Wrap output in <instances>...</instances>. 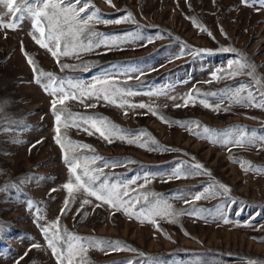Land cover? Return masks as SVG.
Wrapping results in <instances>:
<instances>
[{"label": "rangeland", "instance_id": "1", "mask_svg": "<svg viewBox=\"0 0 264 264\" xmlns=\"http://www.w3.org/2000/svg\"><path fill=\"white\" fill-rule=\"evenodd\" d=\"M92 4L102 20L123 22H94L92 30L100 35L86 31L79 37L85 45L91 42L93 49L60 57L70 66L63 70L33 40L32 20L26 14L15 30L0 28V226L5 229L0 232V264H17L20 257L24 258L19 264H56L42 227L57 220L69 198L63 188L70 179L64 151L54 139L53 97L34 81L25 52L39 69L63 81L59 86L65 91L79 95L71 84L89 91L94 86L107 89L115 101L104 100L100 91V98L66 101L69 112L103 118L121 134H148L141 137L145 147L129 144L132 137L122 140L119 134L109 143L77 121L79 127L61 128L73 144L71 154L81 161L102 157L88 166L103 173L101 180L118 187L126 184L131 196H140L136 210L161 201L182 213L176 223L170 217H154L157 229L83 191L74 193L67 213L60 216L61 232L119 241L123 248H108L106 254L90 247L84 264H264V171H245L241 166L247 162L245 167L250 163L253 169H264V145L259 139L264 137V109L247 99L251 92L253 104L264 100L258 91L264 90V6L259 0H249L248 6L241 0H112L115 7L92 0ZM5 13L0 6L7 24L12 17ZM128 13L131 19L123 20ZM193 20L206 31L194 26ZM241 58L256 66L261 85L245 74L228 77L218 72ZM214 72L224 78L213 80ZM241 85L247 88L239 92L237 103L234 94ZM189 93L187 106L176 107L184 105ZM139 104L146 107H129ZM217 104L219 111L214 110ZM161 116L173 123L163 122ZM205 126L216 130L213 138L220 142L193 134L202 133ZM241 131L249 137L254 133L257 139L244 146L230 142ZM195 163L210 175L187 174ZM177 169L181 178L173 175ZM217 184L230 192L223 194ZM206 191V198L194 199ZM85 199L91 203L82 207ZM33 244L40 248L29 250Z\"/></svg>", "mask_w": 264, "mask_h": 264}, {"label": "snow or ice", "instance_id": "2", "mask_svg": "<svg viewBox=\"0 0 264 264\" xmlns=\"http://www.w3.org/2000/svg\"><path fill=\"white\" fill-rule=\"evenodd\" d=\"M105 2L111 6L115 7L112 4V0H105ZM241 3L246 6L249 5V0H241ZM261 6H264V0H259ZM0 6L6 8L7 15L12 17L11 22L5 24L3 23V16H0V28H7L15 30L18 27V21L25 18V14L31 18L33 33H30L35 43L41 48L48 51L51 56L57 61L61 70L69 68L67 64L60 62V57H67L71 55H78L79 50L91 51L93 49V44L90 42L87 45L81 43L79 37L81 34L86 31L95 36L100 35L95 33L92 30L91 25L94 22L99 23H121V19L115 21L102 20L100 18L99 8L94 7L92 0H0ZM86 14V15H82ZM131 13H128L123 20H130ZM194 26L201 27L202 31H206L202 26L193 20ZM38 34V35H37ZM211 35V33H208ZM103 41L95 44V47H100ZM114 43V42H113ZM105 46H108L105 44ZM21 51L24 52L23 45L21 46ZM208 51V50H201ZM223 51H235L234 49H223ZM25 58L27 63L32 67L33 78L37 84H41L44 90L53 97L51 101V111L54 115L56 122V136L54 137L55 142L61 146L64 151L63 160L68 167L69 172V181L63 185V188L69 194V198L65 199L64 207L60 211V216H63L67 213L69 203L71 199H74V193L83 191L87 196L94 197L97 201L102 202L103 204L109 205L112 208H115L117 211L123 210L125 215L135 218L140 222H150L153 223L157 229H159V224L156 222L154 217L161 218H171L170 222L176 223L177 217L182 213L175 212L172 210L171 205L167 203H162L157 201L155 204L144 208L141 207L136 210V205L140 203V196H131L128 191L127 185L117 186L116 184H109L106 180H101V175L103 173L99 169L90 168L89 163H94L96 160L103 159L99 156H93L90 159L81 161L79 157L71 154V149L73 144L70 140H66L64 134L61 132V128L67 127H79L80 124L77 121L82 122L84 125H87L84 130L88 131L89 128L93 129L96 133L104 138L109 143L112 142V137L119 134L120 139H125V135L132 138L127 139L129 144H137L140 147H145L146 143L141 142V137L148 135L147 133H126L121 134V130L114 124L104 120L103 118L97 120L92 117H84L78 114H73L67 110L65 107L66 101L76 100L85 96L96 95L97 98H100L99 93L103 91V99L114 103L115 101L110 99L107 89L98 90L94 86L91 91L83 88L80 84H71V87L79 90V95L74 92L65 91L63 86V81H58L57 77L51 72H45L42 69H39L36 65L34 59L29 56L26 52ZM247 69V71H245ZM224 72L228 77H234L239 74H245L252 78L253 83L256 85H261L262 81L259 77L255 75L256 66L254 64H249L246 58H241L236 61H230L226 69L218 70V72ZM218 72L212 73L213 80H218L224 78L222 75H218ZM45 79L47 82L45 83ZM211 82V81H208ZM97 83H107V81H97ZM246 85H241L240 89L234 94L236 102H240L239 92L246 90ZM117 92L120 90L117 89ZM260 95L264 97V90L258 89ZM127 95H133L131 91L126 93ZM209 95H216V93H209ZM175 99V98H173ZM192 99V94L189 93L188 97L185 99L184 105H176V107L187 106L189 100ZM249 104L255 107H260L264 109V100L260 103L253 104L255 99L252 96V93H248L247 97ZM205 107L209 105L201 101ZM60 106V107H58ZM95 105H88V107H94ZM121 107L123 104L120 105ZM129 107H139L145 108L146 105H129ZM153 115H157L156 112L152 111L151 107L148 108ZM216 111H219V105L215 106ZM227 110V109H226ZM127 115V113H125ZM160 119L165 123H173L171 121H166L161 116ZM180 124V126L188 128L189 125L182 122H175ZM196 127H201L198 123L193 122ZM216 130H212L203 127L202 133H193L197 136H203L205 139H209L210 142H220L215 140L213 136L215 135ZM89 134H93L89 131ZM257 137L255 134L245 136L243 131H241L239 138H236L234 141H230L239 146H244L246 143H252ZM261 144L264 145V137H259ZM153 144L156 143L155 140L151 141ZM76 147L80 148H89L88 145H77ZM94 151V150H92ZM245 163L242 162L241 166L243 170H257L264 171V169H253V166L248 163L245 167ZM191 171L187 174L189 175H201L206 174L210 175V171L207 170L200 163H195L190 166ZM173 175L176 178H181L182 171L177 169ZM31 179V177H29ZM99 181V184H97ZM24 181H21L23 183ZM135 181H131L134 183ZM216 187L222 190L223 194L227 195L230 192V189L224 184H217ZM51 191H55L52 189ZM135 191V190H133ZM215 194V193H213ZM128 197V199H125ZM207 197V191L201 193L194 197L195 200H200ZM146 199V197H144ZM186 203H191L190 201H185ZM91 201L85 199L81 202V206L89 204ZM99 206V205H98ZM60 216L57 217V220L47 227H42V232L45 236L47 247L51 250L52 255L56 259V264H84V258L87 255L88 249L96 248L98 250L105 251L108 248H111L112 251L123 250L119 241L109 242V241H97L93 238L80 237L78 235L69 233L66 229L61 232L60 230ZM5 231L3 226H0V232ZM31 248H40V245L33 244ZM28 253H25V256ZM107 254V252H106ZM24 257H20L19 260H22ZM19 260L17 264H19ZM126 264H131L130 261ZM250 264H255V262H250Z\"/></svg>", "mask_w": 264, "mask_h": 264}]
</instances>
